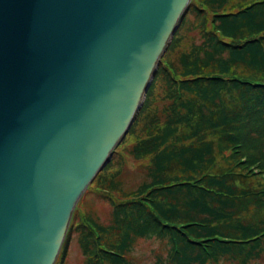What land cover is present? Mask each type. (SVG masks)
I'll return each mask as SVG.
<instances>
[{"label":"trees","instance_id":"16d2710c","mask_svg":"<svg viewBox=\"0 0 264 264\" xmlns=\"http://www.w3.org/2000/svg\"><path fill=\"white\" fill-rule=\"evenodd\" d=\"M189 14L200 38L174 59ZM159 82L164 101L153 110ZM128 134L137 140L113 154L148 161L146 178L126 191L110 161L87 190L111 205L109 222L80 212L86 191L56 264H66L74 234L86 264H137L135 246L150 238L168 245L155 264L261 260L264 0H192Z\"/></svg>","mask_w":264,"mask_h":264},{"label":"water","instance_id":"95a60500","mask_svg":"<svg viewBox=\"0 0 264 264\" xmlns=\"http://www.w3.org/2000/svg\"><path fill=\"white\" fill-rule=\"evenodd\" d=\"M192 0H0V264H56Z\"/></svg>","mask_w":264,"mask_h":264},{"label":"rangeland","instance_id":"374dc122","mask_svg":"<svg viewBox=\"0 0 264 264\" xmlns=\"http://www.w3.org/2000/svg\"><path fill=\"white\" fill-rule=\"evenodd\" d=\"M186 23L180 31L181 40L178 44V47L171 53V56L175 59L183 51L190 49V46L193 42L199 40V30L194 29V23L198 22L197 18L189 14L186 18ZM176 34V33H175ZM163 83L159 82L154 91L155 103L151 109L155 110L159 108L163 103ZM146 100V99H145ZM151 115V112H150ZM149 119L141 122L140 126L137 129V136L144 134V125L148 122ZM129 135V134H128ZM125 137L127 141L125 145L128 147L131 143L136 141V135ZM119 154H113L110 163H113V166L110 168L109 173H115L121 171L120 181L122 186L126 191L135 189L145 178H146V166L149 165L148 161H135L129 155L127 150L122 151V148H118ZM257 170V168H256ZM260 172L259 170H257ZM88 190V189H87ZM86 193V192H85ZM80 212L90 211L98 217L103 223H108L111 214L112 207L111 205L101 198L99 195L95 194L94 191H87L85 197L82 199L79 204ZM168 245L166 241H161L156 238L142 239L139 240L135 246L133 252V260L137 264H155L158 257H165L167 255ZM66 264H86L85 257L82 253V250L79 245L78 234L72 236V241L69 248V254L66 258ZM223 264H234V263H223ZM253 264H264V257L253 263Z\"/></svg>","mask_w":264,"mask_h":264}]
</instances>
